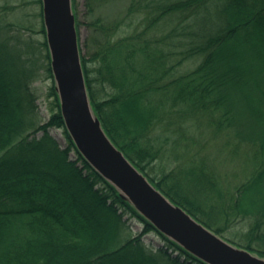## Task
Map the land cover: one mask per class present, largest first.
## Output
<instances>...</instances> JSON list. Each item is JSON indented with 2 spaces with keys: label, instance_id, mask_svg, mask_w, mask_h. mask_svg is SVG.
I'll list each match as a JSON object with an SVG mask.
<instances>
[{
  "label": "trees",
  "instance_id": "obj_1",
  "mask_svg": "<svg viewBox=\"0 0 264 264\" xmlns=\"http://www.w3.org/2000/svg\"><path fill=\"white\" fill-rule=\"evenodd\" d=\"M33 2L39 30L18 17L31 3L0 7V264H207L155 228L77 149L61 112L43 2ZM133 19L137 28L126 34ZM95 26L102 39L82 64L109 139L173 203L264 258V0H130L121 20ZM189 61L195 67L182 72ZM44 80L47 120L33 86ZM52 129L63 131L66 146ZM194 131L227 136L239 162L233 177L244 179L233 192L219 186L210 155H199L207 144ZM182 147L187 165L178 164ZM129 218L142 224L136 236ZM239 220L249 230L236 244L226 234ZM150 234L163 241L155 251Z\"/></svg>",
  "mask_w": 264,
  "mask_h": 264
},
{
  "label": "water",
  "instance_id": "obj_2",
  "mask_svg": "<svg viewBox=\"0 0 264 264\" xmlns=\"http://www.w3.org/2000/svg\"><path fill=\"white\" fill-rule=\"evenodd\" d=\"M51 68L66 128L85 160L170 240L207 264H264L167 198L114 145L95 114L86 84L73 0H42Z\"/></svg>",
  "mask_w": 264,
  "mask_h": 264
},
{
  "label": "rangeland",
  "instance_id": "obj_3",
  "mask_svg": "<svg viewBox=\"0 0 264 264\" xmlns=\"http://www.w3.org/2000/svg\"><path fill=\"white\" fill-rule=\"evenodd\" d=\"M33 1L36 0H0L1 6H14L20 5L22 2H28L31 5L24 9L22 12L18 13V17L22 18L23 22H27L28 19L32 20V22L38 24L37 30L40 28L41 19L39 14L41 12V6L38 4L33 5ZM130 0H107L105 2L99 3L98 5H94L92 11L86 5V0H76V4L74 7V13L81 23L79 27V37L80 44L82 47V54L88 59L91 58V53L95 49V41L102 39V34L99 31H96L95 22L96 20L104 23H115L118 20H121L125 16L126 8L129 5ZM23 15H27V17H23ZM134 20V25L132 28H126V34L132 32L135 28H137V21ZM129 22V21H128ZM38 39H43V35H35ZM193 62H186L183 65L182 72L189 71L193 69L195 66ZM90 65H93L92 63ZM94 77V75H93ZM95 78V77H94ZM51 85L49 80L39 81L35 83L33 86L37 91V95L39 97V106L40 113L44 120L49 118L48 111V101H47V93L48 88ZM94 88L96 90L101 91V97L105 95L102 94L101 86L95 82ZM110 92V90H107ZM51 135L58 141L61 146H66V139L63 134V131L60 129H52ZM194 136H197L201 142L206 143L207 147H204L203 144H199V148L197 151L200 153L201 157H206L210 155L209 164L214 167L212 168L216 175L220 177L219 186L223 188L224 191L233 192L234 187L243 183L244 179L239 176L238 178L233 177L235 175L234 172L238 170V161L234 160L232 155L230 154V150L225 146L226 140H228L227 136L222 135L218 137L211 136L209 132L205 131L202 135L200 131H194ZM212 137H214L212 139ZM182 149V156L178 160V164L187 165V157H185L186 149L184 147ZM128 226L130 228L129 235L136 236L142 230V224L136 220L135 218H129ZM249 230V222L245 221H237L234 224V227L228 231L226 237L231 239L232 242L236 244L243 243L239 234L246 233ZM146 244L152 250H156V248L163 246V241L157 237L155 234H150L145 239ZM162 264H172L166 259L162 260Z\"/></svg>",
  "mask_w": 264,
  "mask_h": 264
}]
</instances>
